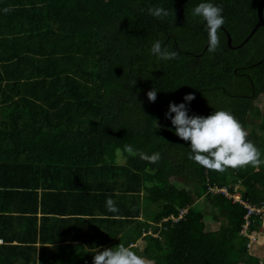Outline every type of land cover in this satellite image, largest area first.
<instances>
[{
    "label": "trees",
    "instance_id": "trees-1",
    "mask_svg": "<svg viewBox=\"0 0 264 264\" xmlns=\"http://www.w3.org/2000/svg\"><path fill=\"white\" fill-rule=\"evenodd\" d=\"M201 2L0 0L1 14L29 30L19 46L25 56L12 64L0 52V264H62L48 260L43 244L61 242L67 230H53L52 240L38 236V214L40 230L57 225L56 217L66 216L65 195L74 191L87 194L71 207L92 217L85 234H101L103 248L127 230L110 247H129L146 264H264L261 248L248 247L250 236L262 234V218L252 216L243 234L248 210L214 191L239 190L264 209V116L254 112L264 96V27L239 49L220 29L219 47L206 50L205 24L193 15ZM211 2L223 10V27L238 47L258 21L260 0ZM157 8L167 15H150ZM156 40L176 59L151 55ZM228 79L232 85L222 84ZM154 88L152 103L147 93ZM187 94L195 96L189 115L231 112L261 153L259 162L217 172L190 160L189 142L165 119L170 102ZM141 152L160 159L150 163ZM41 186L59 195L40 197ZM201 199L215 210L216 230H207L194 208ZM93 253L68 261L92 264Z\"/></svg>",
    "mask_w": 264,
    "mask_h": 264
},
{
    "label": "clouds",
    "instance_id": "clouds-1",
    "mask_svg": "<svg viewBox=\"0 0 264 264\" xmlns=\"http://www.w3.org/2000/svg\"><path fill=\"white\" fill-rule=\"evenodd\" d=\"M149 12L150 15L157 18L161 17V15H167V12L160 8L149 10ZM193 15L200 17L204 22L208 35L209 48L215 51L220 43L218 31L225 24L223 10L213 4L211 0H203V2L199 3L193 9ZM150 54L163 60H174L177 57L175 51H166L160 40L152 43ZM157 95L158 91L155 88L149 91L147 93L149 102L155 103ZM194 99L195 96L193 94H187L183 97V102L179 104L170 102L168 110L165 113V119L169 120L172 125V128L169 130L174 131V134L181 140L189 142L190 154L188 158L190 160L205 169L217 172H224L228 168L236 169L247 165L254 166L259 162L261 153L247 139V131L231 112L219 110L208 116L189 115V106ZM125 151L129 154H136L130 145L125 146ZM139 155L141 159L153 164L160 159L159 153H154L149 156L141 152ZM241 187V184L237 185V189H241ZM220 189H226L228 196L222 192L217 193L224 194L233 203L244 206L243 202H249L244 199L239 190L231 193L226 187ZM236 195L241 196L242 202L235 201L234 196ZM106 204L109 211H115L110 199ZM256 216L262 218L261 228L264 229V214H257ZM92 264H146V261L144 257L138 255L129 247L118 245L110 248L96 247V251L92 254Z\"/></svg>",
    "mask_w": 264,
    "mask_h": 264
},
{
    "label": "crops",
    "instance_id": "crops-1",
    "mask_svg": "<svg viewBox=\"0 0 264 264\" xmlns=\"http://www.w3.org/2000/svg\"><path fill=\"white\" fill-rule=\"evenodd\" d=\"M29 13L30 12H27V14L25 12L23 13L26 21L29 20ZM26 31H29V30L23 29V28L21 29L18 26V23L16 21L11 20V16L6 15L4 12L3 14H1V11H0V52L3 53L2 55L11 56L12 64L16 62L18 58V56H16L17 54H21L22 56H25V51H23L22 53L21 50H19V46L21 43H23V40L27 38ZM38 188H37V192L40 197L44 193L58 194L55 191H52V192L46 191L45 188H43L42 186ZM2 190L3 189L0 187V192H2ZM85 195L87 194L77 192V191L66 193L65 195L66 204L62 203V205H66V207L67 206L68 207L61 210L63 211V213H65L63 215H66V216L58 215V217L56 218H58V220H61V222H59L57 225H54L53 222H49L51 224V228L49 227L48 229H46L44 227L42 228V230H40V225L42 223V212L39 211V214H38L39 224L37 226L38 236L41 235L42 238L51 239L54 237L53 230L55 231H59V230L64 231L65 229L67 230L65 231L66 233L64 235L57 238L61 242L53 243V244L49 242L47 245L43 244L44 247L49 248L47 258L52 263L61 262L62 264H73L68 261L69 259L68 256H71V255H76V257H74V260H78V262L81 263L82 258L85 256L84 253H93L96 251V247L99 248V247L104 246L103 240L101 238V234H95L94 237H90L85 234L93 223L92 217H87L86 215H84V213L82 214L74 213V208L71 207L70 202L82 201ZM60 199L63 200L64 198H62L61 196ZM38 203L40 204V201H38ZM17 216L25 217L26 215L17 214ZM63 220L70 221V227L69 226L65 227ZM78 229H80V233L78 234V239H77V237L73 236V234ZM126 232L127 230L124 231V233ZM123 234L119 235L117 239L115 240L108 239L106 243L107 245L106 248H110L112 243L121 241ZM64 236H69V237L62 239V237ZM70 236H73L75 240H73L72 237ZM41 245L42 244L40 242L36 244L37 247H42ZM12 246H18V243L13 242Z\"/></svg>",
    "mask_w": 264,
    "mask_h": 264
},
{
    "label": "rangeland",
    "instance_id": "rangeland-1",
    "mask_svg": "<svg viewBox=\"0 0 264 264\" xmlns=\"http://www.w3.org/2000/svg\"><path fill=\"white\" fill-rule=\"evenodd\" d=\"M233 81L228 79L227 81H222V84L224 85H232ZM235 91V90H232ZM254 112H258L257 110H259V112L261 113L260 117L263 118L264 116V96H261L258 98L257 101H254ZM251 117H254V113H249V119ZM259 120H255V122H258ZM249 128H253V123H249ZM232 169V168H229ZM259 169V168H258ZM262 174H260L258 176V178H261ZM195 210L196 212H199L203 215L204 219H205V223L207 224L206 228L207 230H216L217 227H220V225L218 223H216V218L215 216V210H213L209 205L208 202L205 199H201L196 205H195ZM219 215V213H217ZM219 217H221L219 215ZM226 219L225 218H221L220 219V223L222 225H225ZM218 225V226H217ZM255 245H258L259 248H261V250L257 251V255L258 258H260V260L264 261V229H262V234H259L256 237V243Z\"/></svg>",
    "mask_w": 264,
    "mask_h": 264
},
{
    "label": "water",
    "instance_id": "water-1",
    "mask_svg": "<svg viewBox=\"0 0 264 264\" xmlns=\"http://www.w3.org/2000/svg\"><path fill=\"white\" fill-rule=\"evenodd\" d=\"M257 16H258V21L256 23V25L254 26V28L252 29L251 33L248 35V37L238 46V47H233L232 45V36L230 35V33L222 26V30L224 31V33L227 36V44L230 48L232 49H239L242 48L243 46H245L250 40L251 38L256 34V32L261 28L264 27V0H260L259 4H258V8H257ZM209 45L207 44L206 46V50L208 49ZM263 61L259 62L262 63ZM242 190H246L245 187H241Z\"/></svg>",
    "mask_w": 264,
    "mask_h": 264
},
{
    "label": "built area",
    "instance_id": "built-area-1",
    "mask_svg": "<svg viewBox=\"0 0 264 264\" xmlns=\"http://www.w3.org/2000/svg\"><path fill=\"white\" fill-rule=\"evenodd\" d=\"M214 190V189H213ZM216 193L217 192H222L224 193L226 196H228L227 190L226 189H215L214 190ZM235 201H241V196L236 195L234 196ZM242 202V201H241ZM244 206L248 209V213L247 216L245 217L247 222L243 228V233H247L249 226H250V221L249 218L253 215H257V214H264V209L261 207H256L254 205H251L249 202H243ZM249 243H248V247H251L252 245H254L256 243V237L255 236H250L249 237Z\"/></svg>",
    "mask_w": 264,
    "mask_h": 264
}]
</instances>
